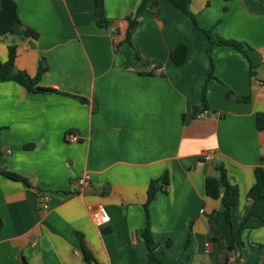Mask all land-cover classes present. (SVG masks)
Wrapping results in <instances>:
<instances>
[{"label": "crops", "instance_id": "0c3cea01", "mask_svg": "<svg viewBox=\"0 0 264 264\" xmlns=\"http://www.w3.org/2000/svg\"><path fill=\"white\" fill-rule=\"evenodd\" d=\"M15 2L18 22L0 37V59L14 44L13 70L30 77L43 60L37 84L55 91L0 81V264H264L258 217L234 246L264 161L255 125L264 112V0H192L197 25L167 0H103L105 26L94 0ZM204 29L241 42L247 57ZM178 43L187 46L182 65L169 56ZM219 164L238 188L230 233L204 188ZM164 174L165 190L146 210L149 182ZM95 204L110 216L103 226L91 218ZM147 224L160 262L147 257ZM82 241L95 261L84 259Z\"/></svg>", "mask_w": 264, "mask_h": 264}, {"label": "trees", "instance_id": "16d2710c", "mask_svg": "<svg viewBox=\"0 0 264 264\" xmlns=\"http://www.w3.org/2000/svg\"><path fill=\"white\" fill-rule=\"evenodd\" d=\"M173 6L182 10L186 15L190 17L192 22L197 25V20L195 14L191 10V1L192 0H167ZM95 13L98 16L97 24L99 26H105L106 18L103 10V0H94ZM18 22V14L16 9L15 0H2L0 4V37L10 34L13 31L14 24ZM135 19L130 20L128 23L125 41L130 43L129 36L131 33V29L135 25ZM204 33L209 38L211 43L229 45L239 52H241L244 56H246V51L241 42L231 39H224L221 37L215 38L209 29H204ZM25 34L32 35L33 37L37 36L35 31L30 29L25 31ZM187 55V46L184 43H178L175 45L169 53L170 60L175 65H182L186 60ZM247 57V56H246ZM14 58H15V45L11 44L8 46V54L6 60L0 59V81L12 80L17 82L18 84L25 87V89L29 92H52L55 91L52 88L42 87L37 84L39 75L46 69V64L43 60H41L38 64L37 72L35 76L30 77L27 73L23 71L15 72L13 70L14 67ZM209 77H212L210 74ZM205 88L202 91V103L200 107H194V114L198 115L206 109V99H205ZM247 99V97H244ZM255 125L258 130L264 129V112H257L255 114ZM27 147V146H26ZM264 161L262 165H258L253 170V183L248 189L247 195L252 199V203L250 208L244 214V216L240 220L239 224V236L235 241V248L240 250L243 247V241L240 239L241 232L249 226V220L251 217L256 216L260 219L261 224L264 225ZM218 176H207L204 181L205 194L214 199H219L222 206V214L224 216V220L229 225L228 232H231V209L235 206L236 200L238 197V188L235 184L230 183L226 176V171L224 167L219 164L217 166ZM2 174L10 179L19 180L30 186L28 178L22 176L18 173L2 171ZM167 184V175L164 174L163 177L153 179L149 182L147 189V197L144 203V208L147 210V205L150 203L152 199H154L155 194L158 190H165L161 184ZM162 184V185H163ZM141 236L147 247V257L150 261L160 260L155 256L154 251L158 246V242H156L152 238L151 230L149 224L141 231ZM232 245H229L226 249V252H229L232 249ZM81 249L84 259L86 261H95L91 252L86 247L85 243L81 242Z\"/></svg>", "mask_w": 264, "mask_h": 264}, {"label": "built area", "instance_id": "2783aa9c", "mask_svg": "<svg viewBox=\"0 0 264 264\" xmlns=\"http://www.w3.org/2000/svg\"><path fill=\"white\" fill-rule=\"evenodd\" d=\"M202 114H199L201 116ZM65 139L68 142H75L78 140V137L71 132L66 133ZM205 158H210V154H206ZM264 166V163H263ZM89 179L88 175H82L75 179V184L82 187L83 185L87 184ZM91 218L96 226H103L107 224L110 220V216L104 206L102 204H95L94 207L91 209Z\"/></svg>", "mask_w": 264, "mask_h": 264}]
</instances>
